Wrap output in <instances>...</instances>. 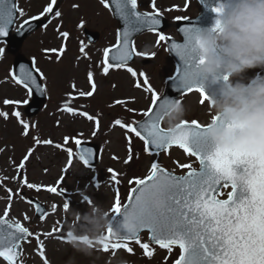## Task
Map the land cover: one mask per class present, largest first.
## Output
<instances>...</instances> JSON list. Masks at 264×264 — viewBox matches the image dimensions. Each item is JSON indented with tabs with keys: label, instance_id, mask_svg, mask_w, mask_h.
<instances>
[{
	"label": "rangeland",
	"instance_id": "374dc122",
	"mask_svg": "<svg viewBox=\"0 0 264 264\" xmlns=\"http://www.w3.org/2000/svg\"><path fill=\"white\" fill-rule=\"evenodd\" d=\"M18 1L23 15L18 13L16 26L24 19L38 16L51 3V0ZM163 1L155 0L156 10L162 4L164 6ZM164 2L176 8L183 6L186 0H165ZM53 7L54 12H61V16L54 17L53 12L47 27L42 26L37 29L20 48L21 52L34 60L36 68H39L41 72L45 71L47 98L40 109L31 116H27L24 112L30 92L21 84H17L15 80L13 81L11 70H9L13 55L6 50L5 43L0 42V48L4 49L3 54H0V112L8 113L7 119L0 116V214L3 215L5 209H8V218L23 223L32 233H52V235L40 236L48 264H125V262L127 264H173L179 255L178 247H174L169 253L167 249L159 245L150 244L153 249V255L150 257L145 255L144 250L134 241L130 243L132 253L124 249H119L115 253L103 251L104 246L110 241L105 234L106 231L98 228L96 223L105 208L111 214L117 196L121 205L124 203L130 189L134 186V183L130 181L146 176L153 160H158L160 165L175 172L186 170L179 168L177 161L180 164L197 166L196 159L178 146H172L168 152L161 151L158 156L146 154L140 139L113 124L116 118H121L127 123L141 117L140 110L147 109L151 99V93L143 84L144 77H147L148 83L156 93L157 90L161 91L166 76L172 70V64H170L172 60L167 59L171 57L166 54L163 46L156 44L155 47L157 33L147 31L135 37L133 41L138 52L149 55H136L137 60L126 65L136 73L144 72L143 77H133L126 68H113L105 74L103 72L104 49L109 48L108 45L111 42V44L116 42L117 22L109 14L104 3L101 0H57ZM138 7L140 9L149 7L148 9L151 10L153 9L152 0H140ZM186 9L183 7L176 11V14ZM197 11L198 6H193L190 10L187 9L185 12L188 13L185 14H194ZM81 21L83 26H88L100 33L94 44H85L83 41L80 33V28L83 27L80 26ZM167 31L171 34L174 32L173 28H168ZM60 32H67L69 35L65 39L60 36ZM82 44L85 48L84 54L80 51ZM62 46L65 51L59 59L57 54L45 51L59 49ZM155 49V56L150 55L155 52ZM142 58H147L148 61L145 62ZM258 71L260 70H250L248 75H254ZM88 72L93 73L95 84L97 81L96 92L92 97H80L78 95L80 91L91 90L87 79ZM137 82H140V87L136 86ZM73 83L76 85L75 90L72 88ZM69 93L75 97L71 101H69ZM5 100L20 103L5 104ZM116 100H124L127 103L117 105L114 103ZM180 100L188 111L186 120L195 119L199 123L210 121L212 113L209 103L201 105L198 93L186 94ZM66 103L67 106L77 109V114L63 110ZM126 109H136L137 114L134 115ZM15 111H19L21 118L29 125L27 135L24 134L23 125L13 115ZM82 112H88L93 117L99 118L100 128L95 136L92 134L95 122L79 114ZM162 126L166 127L164 124ZM128 135H131L132 160L125 163L129 155L126 139ZM65 137L70 138L66 145ZM36 138L40 141L50 140L52 144L37 145ZM71 138L97 142L100 155L92 168L81 164L76 152L77 145ZM56 145L63 147H56ZM29 149L33 151L24 161L23 169H19ZM65 149L73 150L74 158L71 165H69V155ZM108 169L115 170L119 183L111 180ZM18 171L19 179H13L17 177ZM93 176L97 178L98 183L92 181ZM5 177L7 179H3ZM25 177L32 184L55 186L58 192L51 193L44 188L40 191L29 189L20 182ZM7 189L12 190L11 201H9ZM61 190L64 195L58 194ZM228 190V187L223 188L221 196H226ZM81 192L91 198L93 201L91 206H98L100 210L93 212L90 205L81 203ZM27 195L36 196L46 206L47 216L44 220L35 215L34 206L28 202ZM66 197L71 200L67 212L63 209ZM53 205H56L55 209ZM25 214L30 217L29 220L24 219ZM84 216L90 221V227L84 234H78L76 227L79 218ZM61 225L62 230L53 231L60 229ZM72 236L80 239H73L71 243H67L66 239ZM139 236L141 241L149 242L145 232ZM37 248L38 242L35 238L23 241L18 264H44ZM0 264H8V262L0 257Z\"/></svg>",
	"mask_w": 264,
	"mask_h": 264
},
{
	"label": "snow or ice",
	"instance_id": "6c2138e0",
	"mask_svg": "<svg viewBox=\"0 0 264 264\" xmlns=\"http://www.w3.org/2000/svg\"><path fill=\"white\" fill-rule=\"evenodd\" d=\"M57 0H51L43 11L31 17V20L39 21L46 14L54 12V5ZM105 7H115V13L123 21L122 37L118 32L117 43L112 48L104 49L103 72L107 74L110 69H122L137 76L135 70L126 67L127 62L133 56H147L148 53H140L135 50L134 42L129 37L134 32H139L142 28H148L153 32H158L157 44L170 41V38L160 32L156 26L161 23L159 11L155 9V0H152L153 12H141L138 10V0H102ZM222 0H218L213 11L218 13ZM22 10L17 7L15 0H0V37L8 35L9 27L14 24L15 16ZM61 12L55 11L54 17H60ZM177 19H187L177 17ZM51 22V21H49ZM30 21H24L28 25ZM47 27V24L43 25ZM80 26H83L81 21ZM196 25L190 24L179 29L183 34V42L170 41L171 51L179 57L174 74L169 77L172 87L180 95L196 92L200 96V103H209L210 94L206 90L198 66L202 60L198 58L195 49L191 44L192 33ZM59 31V28H57ZM61 37L67 38L69 33L60 32ZM114 51V54L113 53ZM46 52L57 54V59L62 57L65 48L48 49ZM80 51L85 53L83 44ZM4 49L0 48V54ZM150 55L154 56L155 53ZM22 75H13L16 83L21 84L30 93L41 90L37 74L41 79L44 74L39 68L25 70L21 65ZM143 76L144 74H140ZM90 91H80V97H92L96 92V84L93 73L87 74ZM143 84L151 93V104L145 110H140L139 115L143 119L125 122L121 118L113 121L114 126H120L127 133L135 135L144 144L146 154L158 156L161 151L168 152L172 146H178L186 154L196 157L200 163V168H193L191 164H180L176 162L182 170L186 169L183 175H176L163 168L158 160H153L149 174L144 178H135L130 183L135 187L129 191V199L123 206L117 196L111 209L110 223L106 229V236L110 243L102 249L105 252L115 253L119 249H124L132 253L131 242L138 244L145 252V255L152 256L153 249L149 242H143L139 233L142 230L149 232V241L167 249L171 253L174 247L180 250L179 256L173 264H264V153H257L253 150L242 148H220L217 147L208 136L210 125H201L197 120L180 121L176 125V130H170L162 126L164 112L169 102L168 96H161L152 89L147 77H144ZM140 87V82H137ZM73 83L72 88L75 90ZM69 101L74 99L71 93L68 94ZM5 104L19 101H4ZM117 105L126 104L127 101L116 100ZM65 111L77 114V109L65 104ZM137 114L136 109H126ZM90 121L95 122L93 135L99 131L100 121L98 117H93L88 112L79 113ZM23 125L28 134L29 125L21 118L19 111L13 112ZM0 116L8 118V113L0 112ZM215 122L219 118L211 116ZM82 135V134H81ZM79 150V159L88 167H93V159L96 153L93 149L86 147V141L78 138H71ZM128 140L129 155L125 163L132 160L131 155V135L126 136ZM70 138L65 137V145ZM36 144H52L50 140L40 141L36 138ZM56 147H63L56 145ZM69 155V165H71L73 150L65 149ZM33 149L28 150L24 160L21 161L19 169H23L24 161L31 155ZM115 158V157H114ZM111 180L119 183L118 174L113 169H108ZM19 171L17 177L19 179ZM3 179H7L6 177ZM93 182H97L95 176ZM23 186L29 189L40 191L42 188L57 193L55 186H41L29 183L25 177L20 181ZM231 187L227 193V199L218 198L222 193V188ZM9 201L12 198V190L7 189ZM19 191V190H18ZM58 194L64 195L61 190ZM81 203L91 205L93 201L83 192ZM34 204L35 211L41 220H44L47 213L38 201L29 200ZM71 204L70 198L66 197L63 204L65 212ZM9 204V208H10ZM54 209L56 205L52 206ZM123 209V210H122ZM25 220L30 217L24 215ZM54 229L53 231L62 230ZM41 235L32 233L23 223L8 219V209H5L3 216H0V257L4 258L8 264H18L22 251V242L29 238H35L38 242L37 251L48 264L44 253L43 243L40 242ZM61 239L63 237L61 236ZM167 259V258H166Z\"/></svg>",
	"mask_w": 264,
	"mask_h": 264
},
{
	"label": "clouds",
	"instance_id": "9594fccd",
	"mask_svg": "<svg viewBox=\"0 0 264 264\" xmlns=\"http://www.w3.org/2000/svg\"><path fill=\"white\" fill-rule=\"evenodd\" d=\"M210 25H197L191 44L202 63V82L210 93L212 119L208 136L220 148H242L264 153V0H222ZM259 69L254 75L250 70ZM164 112L170 130L186 119L182 100L174 97ZM92 207L93 212L99 207ZM98 228L106 231L110 212L102 211ZM100 237H98L99 239ZM79 237H69L67 243ZM127 264V262H125Z\"/></svg>",
	"mask_w": 264,
	"mask_h": 264
},
{
	"label": "water",
	"instance_id": "95a60500",
	"mask_svg": "<svg viewBox=\"0 0 264 264\" xmlns=\"http://www.w3.org/2000/svg\"><path fill=\"white\" fill-rule=\"evenodd\" d=\"M200 1L202 3V11L199 13V15L194 17V18L178 20L176 22L178 30L180 28H182L186 25H190V24H194L196 26L197 25H210L213 22L214 17H215V12L213 11V8L215 6H217L218 0H200ZM111 9L113 11L114 16L119 20L120 26H119L118 32L121 33V37H122L123 21L121 20L119 15H117L115 13V7L112 6ZM158 18L161 20V23L159 25H157L156 27L157 28H163L166 25V23H165V21H163L161 19L162 17L159 16ZM27 21H30V23L28 25H24V23H22L20 25V27L14 33L10 32L11 27L13 26V24H12L9 27L8 35L6 37H0V39L3 38L6 40L9 50H11V51L18 50V48H19L22 40L25 38V36L28 33H30L33 29H35L39 24L43 23L44 19H40L39 21H36V20H27ZM144 29H146V28H142L139 32H141ZM136 33H138V32H134L131 34V36L129 37L130 41ZM180 34H181V40L180 41H174V42H178V43L183 42V39H184L183 34L181 32H180ZM95 38L96 37L94 36V39ZM170 41H173V40H170ZM170 41H168L167 47L170 50V52L175 56V58L177 59V61L179 63V57L175 54V52L171 51ZM21 65L24 66L25 70H34L32 62L30 60H28L27 58H25V56L23 54L17 53L15 58H14V61H13V70H14L15 75H22ZM37 78H38V82L41 84V90L37 91V90H35V88L33 89L32 99L26 108L29 113H33V112L37 111V109L39 108L41 101L43 100V97H44L43 85L40 81L38 74H37ZM172 83H173L172 81L168 80V83H167L168 86H167L164 94L161 96V98H163L165 95L168 97H174L175 98L178 95L177 91L172 87ZM85 146H87V145H85ZM176 175H183V174H176ZM30 200L37 201L35 198H32V197L30 198ZM86 227H87V221L85 219H83V221L81 222V225L79 226V231L83 232L86 229Z\"/></svg>",
	"mask_w": 264,
	"mask_h": 264
}]
</instances>
